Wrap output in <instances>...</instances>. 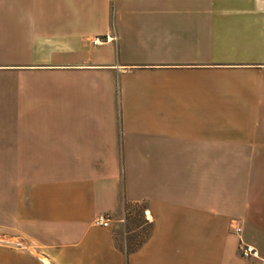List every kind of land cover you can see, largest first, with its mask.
Segmentation results:
<instances>
[{"label":"crops","instance_id":"1","mask_svg":"<svg viewBox=\"0 0 264 264\" xmlns=\"http://www.w3.org/2000/svg\"><path fill=\"white\" fill-rule=\"evenodd\" d=\"M0 71L91 101L48 117L45 145L0 149V169L33 171L6 230L50 264H264V0H0ZM134 206L152 230L128 252L122 225L92 221Z\"/></svg>","mask_w":264,"mask_h":264},{"label":"rangeland","instance_id":"2","mask_svg":"<svg viewBox=\"0 0 264 264\" xmlns=\"http://www.w3.org/2000/svg\"><path fill=\"white\" fill-rule=\"evenodd\" d=\"M93 45L100 44L93 41ZM21 83L25 86L23 85V89L17 92V84ZM72 92L78 96L79 88L73 89ZM85 102H87L86 107H89L91 101H69L68 96L64 98L62 75H56L54 72L38 71L25 78L17 76L15 72L0 71V149L14 150L16 145L13 137L17 132L32 133L31 144H34V147L45 145L46 142L43 140L45 136L54 134L60 129L48 117L53 118L69 112L76 113L77 110L83 112ZM110 104L111 102L103 101L100 112L109 113ZM115 105L119 106L116 102ZM11 161L13 155H8V162ZM12 166L8 164L7 169H0V244L23 249L49 263L43 254L28 245L21 236L10 231L15 223L16 199H22L19 191L20 183H25L33 174V171L17 170ZM142 212L141 206H134L125 215L126 222L123 228L128 233L125 240L128 252L139 247L151 233L152 227L147 223ZM7 262L6 259L5 264ZM0 264L4 263L0 262Z\"/></svg>","mask_w":264,"mask_h":264},{"label":"built area","instance_id":"3","mask_svg":"<svg viewBox=\"0 0 264 264\" xmlns=\"http://www.w3.org/2000/svg\"><path fill=\"white\" fill-rule=\"evenodd\" d=\"M95 42L97 44L102 43L100 39H96ZM125 215L126 214L124 213L123 217H121L120 219H115L109 213H101V214H98L96 217H94L92 224L96 227L109 228V227H112L114 223L117 222L120 225H122V227H124L125 222H126ZM234 228H235L236 233L240 234L242 232L241 226L237 225ZM239 251H240V255L245 259L260 257V253L258 249L251 244L245 243L241 238L239 242Z\"/></svg>","mask_w":264,"mask_h":264},{"label":"trees","instance_id":"4","mask_svg":"<svg viewBox=\"0 0 264 264\" xmlns=\"http://www.w3.org/2000/svg\"><path fill=\"white\" fill-rule=\"evenodd\" d=\"M143 213V212H142Z\"/></svg>","mask_w":264,"mask_h":264}]
</instances>
